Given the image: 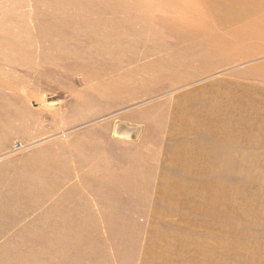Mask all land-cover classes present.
Masks as SVG:
<instances>
[{
    "label": "rangeland",
    "instance_id": "obj_1",
    "mask_svg": "<svg viewBox=\"0 0 264 264\" xmlns=\"http://www.w3.org/2000/svg\"><path fill=\"white\" fill-rule=\"evenodd\" d=\"M166 5L154 0H9L0 6V31L29 30L20 18L35 21L36 39L25 40L31 53L26 49L25 68L28 73L39 45L40 80L34 90L45 97L34 104L42 114L50 111L47 118L66 124L68 110L81 109L85 101V109L101 112L97 116L116 111L117 118L147 106L176 111L182 105L202 128V162L213 166L201 167L205 173H200V183L188 181L197 176L182 174L185 182L169 184L168 197L149 198L158 185L152 179L147 187H137L136 200L119 201L121 208L135 206L138 211L133 220L138 227L119 231L117 243V232H106L119 264H143L146 231L141 225L148 228L152 215L147 212L152 208L159 223L173 217L171 222L193 225L169 231L184 234V240L176 234L164 240L167 232L162 230L163 240L154 249L164 254L165 248L169 256L183 252L189 262L150 264H264V73L229 70L241 62L239 38L232 43L204 39L193 31L191 19L176 16ZM8 41L0 39V46ZM164 81L179 85L160 87ZM181 94L188 95L185 104L177 102ZM141 116L137 113L135 120ZM161 121L148 125L160 126ZM196 137L186 132L170 146ZM14 148L26 147L17 141Z\"/></svg>",
    "mask_w": 264,
    "mask_h": 264
},
{
    "label": "crops",
    "instance_id": "obj_2",
    "mask_svg": "<svg viewBox=\"0 0 264 264\" xmlns=\"http://www.w3.org/2000/svg\"><path fill=\"white\" fill-rule=\"evenodd\" d=\"M6 1L0 0V6ZM154 1L167 4L176 16L191 19L193 31L204 39L223 38L232 43L239 38L241 62L229 70L264 73V0ZM145 15L149 17L148 8ZM157 16L155 12L153 21ZM29 19L20 18L29 30L0 31V39L11 40L0 46V264H119L106 232L113 236L117 232L113 238L117 243L119 231L136 230L133 220L138 213L135 206L121 208L119 201L136 200L137 187H147L152 179L158 185L149 198L168 197L169 184L185 182L182 174L197 176L188 181L200 183V173H205L201 167L213 166L210 161L202 162L198 137L202 128L182 105L176 111L148 110L147 106L117 118L116 111L97 116L101 112L85 109V101L78 106L81 109L68 110L66 124L47 118L50 111L42 114L41 107L35 106L45 97L34 90L40 80L39 45L28 73L25 68L26 49L31 54L25 40L37 35L35 21ZM159 85L179 84L164 81ZM187 96L178 95L177 102L185 104ZM137 113L142 115L139 122ZM158 119L160 126L148 125ZM186 132L197 137L170 146L178 144L176 136ZM149 140H159L160 145L147 146ZM17 141L26 148L16 151ZM162 192L166 194H158ZM147 213L152 218L148 228L141 225L146 231L142 263L189 262L183 252L169 256L165 248L164 254L154 249L163 240L162 230L167 232L164 240L169 241L168 236L177 235L170 230L193 224L171 222L173 217L163 219L162 224L153 208ZM121 216H127L123 222ZM177 237L184 240V234Z\"/></svg>",
    "mask_w": 264,
    "mask_h": 264
}]
</instances>
